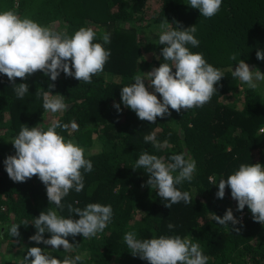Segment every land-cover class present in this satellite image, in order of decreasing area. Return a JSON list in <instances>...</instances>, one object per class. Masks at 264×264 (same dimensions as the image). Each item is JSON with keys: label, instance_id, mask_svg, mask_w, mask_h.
<instances>
[{"label": "trees", "instance_id": "16d2710c", "mask_svg": "<svg viewBox=\"0 0 264 264\" xmlns=\"http://www.w3.org/2000/svg\"><path fill=\"white\" fill-rule=\"evenodd\" d=\"M188 3L189 0H0V11L14 10L21 17H30L69 36L80 27H91L97 33L94 42L103 44V34H111L110 43L103 45L111 55L104 71L93 76L92 84L80 83L63 72L51 81L37 71L27 80L16 78L17 84L29 85V93L18 100L11 82L0 73V264H19L32 246L45 249L61 264L65 257L83 253L87 257L81 264H148L131 254L124 241L127 232H135L137 239L187 237L200 245L208 257L207 264H264V225L252 219L247 206L237 211L230 188L226 187L223 199L216 196L219 179H226L240 164L264 165V82L252 90L232 77L239 59L264 73V60L256 58L257 50H264V0H223L220 11L210 19L200 16L199 10ZM166 18L176 30L195 25L200 44L197 48L188 45L190 51L202 53L225 76L215 85L217 92L210 103L179 113L169 109L170 116L158 117L155 124H150L123 105L121 88L134 82L136 74L144 75L166 62L157 33ZM141 31L145 34L139 36ZM233 54L236 60L230 59ZM49 83L55 84L50 90L53 95L65 96V111L51 114L43 110L42 95L37 98L36 93L49 90ZM156 95L162 100L159 93ZM114 102L120 104L121 111L113 107ZM53 119L69 125L57 132L83 147L86 158L93 163V171L84 173V189L79 193L70 191L62 200L63 209L49 204L46 187L38 177L14 182L4 165L7 156L15 155L10 141L23 126L46 130ZM72 122L77 123V130L71 129ZM153 131L157 140L167 139L169 147L157 150L146 143L144 136ZM145 151L166 161L180 153L196 161L193 179L177 185L190 193L191 204L181 201L171 209L164 206L168 201L146 185L148 177L143 169L132 168ZM88 203L111 205L113 216L95 237H67L74 243V251L65 252L62 246L52 249L29 239L36 232L31 223L41 211L51 208L65 218L78 219L68 211V205L83 209ZM228 208L240 221L236 225L239 233L230 229L231 224L226 228L213 219L215 214L223 216ZM23 221L29 224H21ZM169 223L175 227L168 229ZM12 224H21L18 238L9 234ZM43 235L47 239L50 233Z\"/></svg>", "mask_w": 264, "mask_h": 264}, {"label": "clouds", "instance_id": "9594fccd", "mask_svg": "<svg viewBox=\"0 0 264 264\" xmlns=\"http://www.w3.org/2000/svg\"><path fill=\"white\" fill-rule=\"evenodd\" d=\"M222 2L189 0L188 5L198 9L200 16L210 19L220 11ZM168 21L166 18L160 23L158 36V44L164 46L161 52L166 62L143 72L144 75L136 74L134 82L121 88L123 105L134 111L139 120L150 124H155L158 117L163 119L170 116L169 109L179 113L182 109L188 111L210 103L217 92L215 85L225 76L219 68L208 63L202 53L190 51L188 45L197 48L200 44L195 35V25L176 30ZM110 35L107 32L103 34L102 44L94 42L97 33L91 27H80L69 36L67 32L43 26L30 17H21L14 10L0 11V73L7 76L18 100L29 93V85L17 84L16 78L27 80L37 71L43 72L51 81H56L63 72L80 83L92 84L93 76L104 71L111 55L110 50L103 46L110 43ZM236 58L235 54L230 56L232 60ZM256 58L264 60V50H257ZM232 77L238 78L252 90H257L260 82H264V73L250 68L240 59L235 70H232ZM54 87V83H49V90L36 93L37 98L42 95L43 110L51 114L63 112L68 106L64 102L65 96L53 95L50 91ZM149 88L154 91H149ZM113 107L121 111L119 103L114 102ZM68 127L58 119H53L46 130L23 126L18 136L10 141L15 155H9L4 160L5 170L12 181L26 182L34 176L38 177L46 187L49 204H54L57 209H63L62 200L70 191L79 193L84 189V173L93 171V163L86 158L85 149L57 132L58 128ZM71 129L77 130V123L72 122ZM144 141L150 142L157 150L169 147L167 139L163 142L157 140L155 131L145 135ZM169 161L145 151L138 156L132 168L143 169L148 177L146 185L156 190L157 196L168 201L165 207L171 209L172 205L181 201L191 204L190 193L181 191L177 185L193 179L196 161L186 158L184 153L171 155ZM226 187L230 188L231 197L237 201V211L247 206L252 219L264 225V165L242 163L226 179L220 178L217 198H224ZM68 211L78 219L65 218L51 208L47 212L41 211L31 223L36 232L29 239L36 244L50 245L52 249L62 246L65 252H72L75 250L74 243H70L67 237H95L103 232L113 216L111 205L100 203H88L83 209L69 204ZM213 219L226 228H230L231 224L233 232H240V228L236 227L240 221L231 208L223 216L215 214ZM21 224L27 226L29 222L23 221ZM19 225L12 224L8 230L12 237L20 236ZM167 227L173 229L175 225L169 223ZM45 232L50 233L47 239L43 235ZM124 241L133 256H139L148 264H207L208 261L198 243L179 235L137 239L135 232H127ZM44 250L39 246L29 247L19 264H61L59 259ZM86 257L87 253L65 257L63 264H81Z\"/></svg>", "mask_w": 264, "mask_h": 264}, {"label": "rangeland", "instance_id": "374dc122", "mask_svg": "<svg viewBox=\"0 0 264 264\" xmlns=\"http://www.w3.org/2000/svg\"><path fill=\"white\" fill-rule=\"evenodd\" d=\"M159 32H160V31H159ZM159 32L157 31L158 34H159ZM152 33H153V31H151V35H152ZM157 33H156V34H157ZM142 34L144 35L145 33L141 31V32L139 33V36H142ZM142 39H143V38H142ZM250 68L258 69L257 67H250ZM260 71H261V70H260ZM146 72H148V71H145V73H146ZM143 74H144V73H143ZM7 252H9V251H7Z\"/></svg>", "mask_w": 264, "mask_h": 264}, {"label": "built area", "instance_id": "2783aa9c", "mask_svg": "<svg viewBox=\"0 0 264 264\" xmlns=\"http://www.w3.org/2000/svg\"><path fill=\"white\" fill-rule=\"evenodd\" d=\"M243 214H240V219L242 218Z\"/></svg>", "mask_w": 264, "mask_h": 264}]
</instances>
